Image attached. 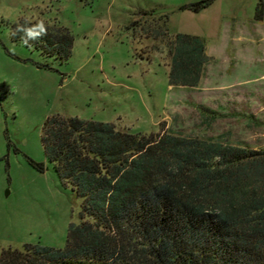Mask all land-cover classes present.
<instances>
[{"label": "rangeland", "instance_id": "374dc122", "mask_svg": "<svg viewBox=\"0 0 264 264\" xmlns=\"http://www.w3.org/2000/svg\"><path fill=\"white\" fill-rule=\"evenodd\" d=\"M194 1L0 0V252L63 247L80 220L82 197L45 156L49 114L264 148V0L260 19L258 0L180 8ZM26 20L43 21L48 35L25 46L12 33ZM164 28L201 35L216 54L197 86L168 84Z\"/></svg>", "mask_w": 264, "mask_h": 264}, {"label": "trees", "instance_id": "16d2710c", "mask_svg": "<svg viewBox=\"0 0 264 264\" xmlns=\"http://www.w3.org/2000/svg\"><path fill=\"white\" fill-rule=\"evenodd\" d=\"M262 13L258 0L255 18ZM162 32L168 84L197 86L213 58L204 38ZM199 107L206 120L216 117ZM41 141L47 161L82 197L80 220L69 224L63 247L3 248L0 264H264V148L58 112L46 116Z\"/></svg>", "mask_w": 264, "mask_h": 264}, {"label": "clouds", "instance_id": "9594fccd", "mask_svg": "<svg viewBox=\"0 0 264 264\" xmlns=\"http://www.w3.org/2000/svg\"><path fill=\"white\" fill-rule=\"evenodd\" d=\"M20 35V39L25 46H30L33 42L48 35V27L43 21L36 24H29L26 20L23 24H18L12 35Z\"/></svg>", "mask_w": 264, "mask_h": 264}, {"label": "crops", "instance_id": "0c3cea01", "mask_svg": "<svg viewBox=\"0 0 264 264\" xmlns=\"http://www.w3.org/2000/svg\"><path fill=\"white\" fill-rule=\"evenodd\" d=\"M212 50H213V49H210L208 43L206 42V52H207L209 55H213V54H215V53H213ZM215 55H216V54H215ZM210 61H211V60H210ZM210 61H208V62L206 63V66L209 64ZM206 66H205V69H206ZM205 69H204V72H205ZM204 72H203V74H204Z\"/></svg>", "mask_w": 264, "mask_h": 264}]
</instances>
